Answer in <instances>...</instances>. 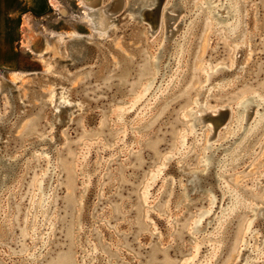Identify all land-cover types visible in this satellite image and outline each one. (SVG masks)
I'll return each mask as SVG.
<instances>
[{"label":"rangeland","instance_id":"obj_1","mask_svg":"<svg viewBox=\"0 0 264 264\" xmlns=\"http://www.w3.org/2000/svg\"><path fill=\"white\" fill-rule=\"evenodd\" d=\"M201 1L23 0L9 7L11 49L0 66L7 82L0 81V159L16 168L0 188V264H64L68 251L66 264H181L192 257L197 239L190 227L209 207L210 195L213 210L197 235L206 241L207 228L212 230L226 198L223 177L258 209L256 216L244 209L230 218L209 264L244 262L250 243L243 245L240 230L249 218H255L252 232L261 242L264 123L248 134L220 177L218 163L201 167L205 144L191 137L190 149L180 155L174 143L181 129H190L183 112L196 98L207 102L215 158L241 140V132L227 140L238 102L264 98V0H240L242 26L235 34L223 23L214 25L204 5L199 12ZM177 39L185 48L178 83L141 124H133L136 114L130 112L117 125L116 108L129 105L143 83L156 86L175 68ZM155 54L160 71L152 65ZM206 67L214 73L210 82ZM260 107L249 106L246 122ZM162 156L171 159L143 203L144 182ZM66 168L73 172L72 185ZM41 173L54 193L47 218H38L39 204L32 207ZM206 251L202 247L201 255Z\"/></svg>","mask_w":264,"mask_h":264},{"label":"bare ground","instance_id":"obj_2","mask_svg":"<svg viewBox=\"0 0 264 264\" xmlns=\"http://www.w3.org/2000/svg\"><path fill=\"white\" fill-rule=\"evenodd\" d=\"M82 1L86 2V0H82ZM152 1L158 2L159 0H152ZM203 5L206 8H208V13L210 14L211 18L213 19L212 21H214L213 22L214 25L218 26V25H222V23H223V25L228 29L229 33H232V34L237 33V31L241 28V26H242L241 25L242 24V7H241L240 0H203L198 5L199 12H200V10H202ZM196 11H197V8H196ZM144 15H145L144 12L141 13L139 15V18L145 19ZM189 24H187V27L189 26ZM187 29L188 28H186V30ZM186 30L184 32H182L183 33L182 37H186V32H187ZM173 44H174L173 49H175V50H173L172 56H173V58H175L174 59L175 63L173 65V66H175V68L172 67L169 71L168 76L166 78H164L163 81L159 82V84H157L156 86L153 84L154 83L153 81H146L145 83H143V85L140 87L138 92L136 91L137 92L136 96L129 101V105L116 108L114 110V113L118 116V123L116 122L117 125L118 124L120 125L122 123L124 124L126 114L130 113V112H132V114H134V113L136 114L135 115L136 117L134 119L135 121L133 120V124H135V125L141 124V120L144 119V121H145V117L149 113L153 112L155 105H157V103L159 102V99H161L163 95L165 96V94H167L168 91L171 90V88L173 87V83L177 80L179 74L181 73V67L183 65V58L185 56V54H184V51H185L184 43H182V41L178 42V39H177L176 41H174ZM28 46L30 47L32 52H36L35 49L31 45H28ZM169 49H170V46H169ZM38 53L43 54L40 51ZM168 54H169V50H168ZM157 59H158V55L154 56V59H152L153 60L152 65L154 68H157L160 71V67L158 66V62H157L158 60ZM211 66L212 65H210V67ZM210 67H206V69H208V70H205V72L207 73L206 78L209 82L212 81V79H213L212 75L214 74L213 72H211L212 70L209 71ZM148 68L149 67L147 66L145 68V71H148ZM204 69H205V66H204ZM212 69H214V68H212ZM155 73H156V71L154 70V74ZM203 73H204V71H203ZM0 78H1L0 81L2 84L7 83L6 81H4V79H2L1 74H0ZM176 83H178V82L176 81ZM152 84H153V86H152ZM218 84H220V83H218ZM222 86L223 85H221V87ZM205 87L206 86H203V88H205ZM212 91H213V89H211V92ZM193 102L195 105H193L189 109L187 108L188 110L183 112L184 117L187 118V120L189 122L187 124L190 125V129L189 130L185 129L184 131L181 129V131L178 132L174 146L176 148L177 147L179 148V150L177 152L180 153V155L181 154L184 155L186 153V151L188 152V150L190 149V146H188V145L190 144L189 139H191V137H193L192 139H194L195 141H199L201 144H205L204 153H203L201 160H200L201 161V167H202V165H204L208 169L211 166H214L216 163H218L217 164L219 166L218 176L219 177L223 176V173L224 172L226 173L229 170L227 168L229 165L228 162L232 161L234 156L241 149L240 147L242 146L244 140L247 138L248 134L251 133L252 131H254L256 128H259L264 123V108L260 112V109L262 108V106L264 107V98L263 97L259 98L258 95H252V97L247 98V99H243V100L238 102V105L236 106L237 112H236V115L234 118L236 120H234L235 123L233 126V130L230 131V134L227 137V140L234 139L237 135L239 136L240 134H241V137H240L241 140L239 139L240 141L232 149V151L230 153H228V154L224 153V155H222V157L219 158V160H218V158H215L214 154L212 153V150L210 149V146L213 145V143L210 141L212 129H211V126L209 124H205V122H206L205 113L208 110L206 107L207 102L202 103V102H200L199 98H196ZM257 104H259V106L261 105V107L255 111L256 116H255L254 120L251 123L246 122V116L248 113L249 106L250 105L256 106ZM128 129H129V126H127L126 131L124 130L125 131L124 135H125V133H127ZM207 131H209V134H210L208 137H207V134H208ZM135 133H137V132H135ZM238 133H240V134H238ZM236 140H234V141L236 142ZM235 142H233V143L231 142L230 146L231 145L234 146ZM214 150H216V149H214ZM170 159H171L170 156L169 157L165 156V157L161 158V160H160L161 163H159L158 166L148 174L147 180H146V182H144V186H143L142 193H141V201L143 203L144 202L149 203L151 186L154 184V182L157 178H160V175H161V173H162V171L166 165V162ZM5 164L8 165V163H5L3 160L0 159V165H2L1 167H3ZM4 167H5V169H3L2 173H0V188L3 187L6 184V182L10 179V177L14 175L15 168H16V166H12V165L4 166ZM201 171H203V169ZM66 173H67V183H68V185H72L74 182L73 172L70 168H66ZM41 174H42V176L41 175L40 176H41L42 180H40L39 182L36 183L38 192H35V194L33 196L32 207L34 209L36 207V205L39 204L38 206H39L40 210H39L38 218H40L42 216L47 218L48 208H49L50 203L53 199L54 193L52 192V188L50 187L51 186L50 184L45 185L44 173H41ZM165 184H163V185H165ZM221 185H223V187L221 186L222 187L221 190L223 191L222 195H224V196L226 195V198L224 199L225 202L223 203V201H222V204L219 207V211L217 212L215 220L211 226L212 230L208 231L210 228H207V232H205L206 236H207L205 238L206 241H203V238H200V236H202V235H197L203 231L202 227H201L202 223H203L204 219L208 215H210L211 211L213 210L215 198L210 195L209 202H208V204H210L209 207L206 208V210H201L197 213V216L193 220L191 227H190L192 233L195 235V237L197 239V243L193 246L192 257H188V258L184 259L181 264H195L197 258H199V260L196 264H209V263L213 262V260L216 259V257L218 256V253L220 252V250L222 248V246H221L222 244L220 243L219 237L222 234V232L224 231V228L226 227V224L228 223L230 218L233 217L239 211H243L244 209H246L250 212H253V215H255V216L257 215V209H258L257 206H254L253 201H249L248 199H246L245 195L240 191L239 188H237V186L234 187L233 185H231L224 177L222 178ZM68 203L70 206L71 204H73V200L71 198H69ZM138 213H140V212H138ZM141 215H142V213H141ZM254 219L255 218L250 220V218H249L248 220H246V223L244 224L242 230H240V231H242L241 233H243L242 237H240L243 245L250 243V245L248 246V249H247L249 251H248L247 255L244 256L245 259H244V262L242 264H253V260L264 259V237L262 238V240L259 244H256L258 242V237L255 235L254 232H252L253 228L251 226V223L254 221ZM38 223H39V221H38ZM52 226L53 225L51 223L50 228H52ZM37 229H38V226L36 224V226L33 230V233H32L34 238H35V235H37V233H38ZM205 233H203V234H205ZM44 240L47 241V239H44ZM202 247H204L205 249L208 250V251H206V253H204V255H201ZM71 255H72V253L70 251L66 252V255L63 257L62 263L64 262V264H66L67 262H69L71 260ZM167 264H174V263L169 261V262H167Z\"/></svg>","mask_w":264,"mask_h":264},{"label":"crops","instance_id":"obj_3","mask_svg":"<svg viewBox=\"0 0 264 264\" xmlns=\"http://www.w3.org/2000/svg\"><path fill=\"white\" fill-rule=\"evenodd\" d=\"M34 0H26V4L33 5ZM23 0H0V66L6 65L11 46L8 44L7 15L10 6L22 5Z\"/></svg>","mask_w":264,"mask_h":264}]
</instances>
